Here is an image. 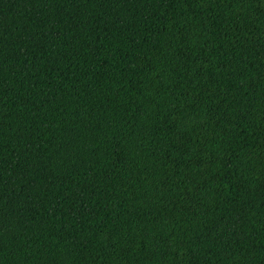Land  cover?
<instances>
[{
  "label": "trees",
  "instance_id": "obj_1",
  "mask_svg": "<svg viewBox=\"0 0 264 264\" xmlns=\"http://www.w3.org/2000/svg\"><path fill=\"white\" fill-rule=\"evenodd\" d=\"M0 264H264V0H0Z\"/></svg>",
  "mask_w": 264,
  "mask_h": 264
}]
</instances>
